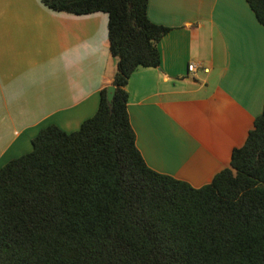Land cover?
Here are the masks:
<instances>
[{
    "label": "trees",
    "instance_id": "1",
    "mask_svg": "<svg viewBox=\"0 0 264 264\" xmlns=\"http://www.w3.org/2000/svg\"><path fill=\"white\" fill-rule=\"evenodd\" d=\"M264 27V0H246ZM55 12L108 15L116 60L79 130L56 125L0 169V264H264V109L230 167L201 188L151 169L136 143L127 86L160 63L170 31L149 0H41Z\"/></svg>",
    "mask_w": 264,
    "mask_h": 264
},
{
    "label": "crops",
    "instance_id": "2",
    "mask_svg": "<svg viewBox=\"0 0 264 264\" xmlns=\"http://www.w3.org/2000/svg\"><path fill=\"white\" fill-rule=\"evenodd\" d=\"M170 31L127 86L136 143L156 172L201 188L229 168L264 109V27L246 0H149ZM203 66L195 73L188 67ZM108 15L0 0V169L49 125L71 133L112 86Z\"/></svg>",
    "mask_w": 264,
    "mask_h": 264
},
{
    "label": "water",
    "instance_id": "3",
    "mask_svg": "<svg viewBox=\"0 0 264 264\" xmlns=\"http://www.w3.org/2000/svg\"><path fill=\"white\" fill-rule=\"evenodd\" d=\"M116 88L112 85L107 88V103L113 107V99L115 96Z\"/></svg>",
    "mask_w": 264,
    "mask_h": 264
},
{
    "label": "built area",
    "instance_id": "4",
    "mask_svg": "<svg viewBox=\"0 0 264 264\" xmlns=\"http://www.w3.org/2000/svg\"><path fill=\"white\" fill-rule=\"evenodd\" d=\"M199 69H204V67H203V66H198V65L195 64V63L190 64L189 67H188V70H189L190 73H195V72H197ZM204 70H205V69H204ZM205 71H207V70H205Z\"/></svg>",
    "mask_w": 264,
    "mask_h": 264
}]
</instances>
